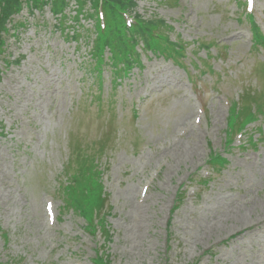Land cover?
Here are the masks:
<instances>
[{"label": "rangeland", "instance_id": "374dc122", "mask_svg": "<svg viewBox=\"0 0 264 264\" xmlns=\"http://www.w3.org/2000/svg\"><path fill=\"white\" fill-rule=\"evenodd\" d=\"M23 1L0 35V264H264V0H132L176 53L139 40L124 75L87 2Z\"/></svg>", "mask_w": 264, "mask_h": 264}, {"label": "trees", "instance_id": "16d2710c", "mask_svg": "<svg viewBox=\"0 0 264 264\" xmlns=\"http://www.w3.org/2000/svg\"><path fill=\"white\" fill-rule=\"evenodd\" d=\"M21 0H0V35H2V32L5 30V23L7 19L11 15H16L20 13L22 9L23 3L20 2ZM33 4V7H39L46 6L50 3L51 6V13L55 18L64 19V10L68 6V3L70 0H25L26 4L30 5L29 2ZM68 1V3H67ZM77 1V5L79 7H83V5L87 2L89 6L93 10V16H95L96 19V26L98 25V18H97V9L102 7V10L104 12L105 17V24H106V33L104 34V30H100V36L97 43L95 44L97 50H94V53H97L98 55L102 56V52H104V49L106 47L109 48V51L111 53V59L112 65L117 64L118 66L122 67L121 71L124 75L126 72H128L132 67L136 64H140V61L137 59H134V56L139 57V55L131 50L130 53H128L129 49L132 47H137L139 45V40L143 43V46L147 51H150L152 53H157L159 51H162L163 56H167L170 59H174L173 53H176V51L173 49V45L168 40L167 36L157 35L155 32V29H161L159 23L157 22H141L139 20V16H134V24L131 27H127L124 23L123 16L126 14V11L132 10L133 2L132 0H75ZM61 23V21H60ZM254 27V32L257 34V39H255V34L253 41L257 44L256 46H262L264 47V42L262 43V37L260 34H258L257 29ZM98 31V27H97ZM129 37V39H127ZM255 39V40H254ZM132 43V46L129 43ZM108 43V45H107ZM3 45V41L0 37V48ZM173 50L174 52L172 53ZM1 52V50H0ZM172 57V58H171ZM95 59V58H94ZM97 60V59H95ZM254 93H247V98L251 99V102H253V107L248 109L245 107L244 110V116L240 121L239 128H245L250 123H255V115L258 111L261 113V109L263 107L262 104L258 105V95ZM254 97H257V100L254 101ZM257 106V107H256ZM234 113V110H232ZM251 112V113H250ZM236 123V120L231 121V125L234 126ZM232 134L230 135L231 138ZM229 138V139H230ZM250 136L248 141L251 144V146H255L257 140H254V142L251 139ZM230 143V140L228 141ZM212 161H215L214 163H218L219 165H222L225 163V159H220L219 157L215 159H211ZM98 171V170H93ZM96 182L93 185V189L96 190V194H98L101 191V186L99 183L100 178H96ZM77 182V180H76ZM75 182V190L74 195H77V192L84 191L85 188L78 190ZM70 191V189H69ZM74 195H68V198ZM101 196V195H100ZM97 197V196H94ZM92 199L88 198L85 201H81L78 205V208L75 209L77 212L83 217L85 222L87 223L86 228L90 234H94L99 229L102 234H106V227L105 223L103 222V218L101 217L96 223L98 225L95 226L94 220L96 219L97 213L94 215L95 209H98V206L91 201ZM106 202V200H105ZM104 200L102 201V206L105 204ZM100 213V212H99ZM98 213V215H99ZM94 264H108L106 260H103L102 257H96L94 258Z\"/></svg>", "mask_w": 264, "mask_h": 264}]
</instances>
